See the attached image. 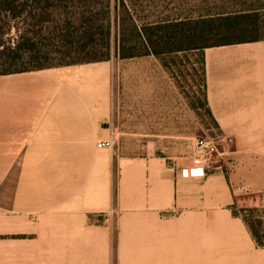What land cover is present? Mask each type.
Segmentation results:
<instances>
[{
  "label": "crops",
  "instance_id": "0c3cea01",
  "mask_svg": "<svg viewBox=\"0 0 264 264\" xmlns=\"http://www.w3.org/2000/svg\"><path fill=\"white\" fill-rule=\"evenodd\" d=\"M204 53L212 171L98 149L115 59L0 77V264H264L231 211L264 208V41Z\"/></svg>",
  "mask_w": 264,
  "mask_h": 264
},
{
  "label": "trees",
  "instance_id": "16d2710c",
  "mask_svg": "<svg viewBox=\"0 0 264 264\" xmlns=\"http://www.w3.org/2000/svg\"><path fill=\"white\" fill-rule=\"evenodd\" d=\"M112 1L0 0V77L110 61ZM151 1L115 0L120 59L201 53L204 105L218 129L207 102L204 51L264 41V0H225L216 11L188 13L172 4L174 13L166 17L162 11L170 5ZM152 11L155 19L145 15ZM231 211L264 249V208L234 205Z\"/></svg>",
  "mask_w": 264,
  "mask_h": 264
},
{
  "label": "rangeland",
  "instance_id": "374dc122",
  "mask_svg": "<svg viewBox=\"0 0 264 264\" xmlns=\"http://www.w3.org/2000/svg\"><path fill=\"white\" fill-rule=\"evenodd\" d=\"M182 1L191 3L186 6ZM151 2L169 4L170 6L167 5V9L162 11L166 17L174 13L172 4L180 3V8L176 5L175 7L185 13H188L190 8L198 12L216 11L222 8L225 0ZM115 3L117 4L113 0L110 58L115 59L116 65V115L112 122V150L118 154L140 155L144 154L146 144L152 143L153 151L157 155L169 158L170 162L183 167L182 159L191 165L196 156L198 141H212L220 144L218 151L210 152L205 159L204 166L212 171L215 166L221 165L220 153L223 145L220 143V132L215 128L204 105L201 53L187 51L165 55L161 59L152 55L120 59ZM157 14L154 11L145 13L152 19H155Z\"/></svg>",
  "mask_w": 264,
  "mask_h": 264
},
{
  "label": "built area",
  "instance_id": "2783aa9c",
  "mask_svg": "<svg viewBox=\"0 0 264 264\" xmlns=\"http://www.w3.org/2000/svg\"><path fill=\"white\" fill-rule=\"evenodd\" d=\"M222 141V142H221ZM220 143L223 145V140L221 139ZM219 143H214L212 141L207 142L205 140H200L197 143L195 148V157L192 159L191 165H189L188 161L181 160V165L185 168L194 169L204 167L205 159L210 152L218 151ZM100 150H112L113 143L112 142H100L97 145ZM186 163V165L184 164Z\"/></svg>",
  "mask_w": 264,
  "mask_h": 264
}]
</instances>
